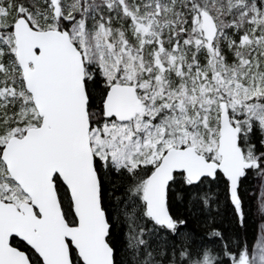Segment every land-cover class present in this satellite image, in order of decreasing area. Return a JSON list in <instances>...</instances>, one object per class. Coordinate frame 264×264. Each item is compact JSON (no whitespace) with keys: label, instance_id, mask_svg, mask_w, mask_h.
I'll use <instances>...</instances> for the list:
<instances>
[{"label":"snow or ice","instance_id":"snow-or-ice-1","mask_svg":"<svg viewBox=\"0 0 264 264\" xmlns=\"http://www.w3.org/2000/svg\"><path fill=\"white\" fill-rule=\"evenodd\" d=\"M0 264H264V0H0Z\"/></svg>","mask_w":264,"mask_h":264}]
</instances>
